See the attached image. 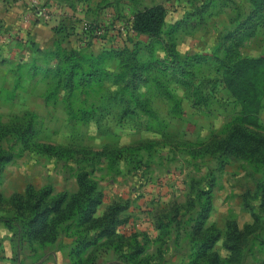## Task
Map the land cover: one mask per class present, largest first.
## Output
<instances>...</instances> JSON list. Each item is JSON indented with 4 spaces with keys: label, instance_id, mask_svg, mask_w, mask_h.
Listing matches in <instances>:
<instances>
[{
    "label": "rangeland",
    "instance_id": "1",
    "mask_svg": "<svg viewBox=\"0 0 264 264\" xmlns=\"http://www.w3.org/2000/svg\"><path fill=\"white\" fill-rule=\"evenodd\" d=\"M54 1L72 11L57 16L54 27L64 51L55 52V44L35 48L0 40V123L31 120L41 141L74 147L78 161L22 152L15 139L4 141L2 148L17 157L3 171L0 215L12 216L11 196L23 193L28 183L52 185L55 194L72 192L75 174L85 169L104 192L99 213L116 200L128 203L123 212L128 221L120 231L147 241L151 264H186L192 251L187 233L204 202L201 191L214 179L208 226L220 229L223 238L228 221L245 230L253 223L244 205L248 192L262 226L248 230L238 264H261L264 207L257 184L262 171L245 159L223 163L220 154L193 151L225 137L234 123L264 133V0ZM155 4L167 10L163 32L131 34L129 19ZM82 22L100 27L97 39L87 45L70 32ZM68 51L80 54L82 71L98 64L108 74L93 80L76 75L69 85L65 74L57 72ZM93 106H100V119L87 121L83 113ZM156 216L175 221L172 239L160 255L153 242L159 234ZM6 228L9 235L0 246L8 245L12 261L7 264H47L51 249H66L63 235L58 246L33 250L20 243L19 224ZM216 250L227 255L223 239ZM96 255L95 264H132L112 250ZM0 257L4 263L5 256Z\"/></svg>",
    "mask_w": 264,
    "mask_h": 264
},
{
    "label": "trees",
    "instance_id": "2",
    "mask_svg": "<svg viewBox=\"0 0 264 264\" xmlns=\"http://www.w3.org/2000/svg\"><path fill=\"white\" fill-rule=\"evenodd\" d=\"M167 10L162 4L145 7L133 14L129 19V30L133 35L144 34L151 37L159 36L165 26ZM72 34H76L81 45L90 44L97 39L100 27L96 23L77 27H70ZM123 27L118 29L122 31ZM55 42V52H62L64 48ZM114 48V47H113ZM116 48V47H115ZM113 50V49H112ZM68 60L58 68L57 72L65 74L69 85H72L76 75L82 79L93 80L107 70L98 64H90L89 69H80V54L77 51H68ZM79 54V55H78ZM93 59L92 55L86 56ZM85 57V58H86ZM81 58L83 56L81 55ZM48 99V96H47ZM180 105V102H177ZM108 106V105H107ZM100 111V106H93L84 118L89 121L95 118ZM180 117L181 114L173 113ZM15 123H0V144L7 139H15L22 145V152L29 151L34 154L46 156L49 159L78 161V150L70 146H58L41 141L38 131L31 120L17 117ZM100 119V117H96ZM12 150V149H11ZM4 150L0 145V183L3 181V171L11 163L17 153L13 150ZM85 152V151H84ZM195 154H220L223 163L232 160H248L263 173L262 179L257 184L261 206L264 207V133L256 132L250 128L234 123L225 137L206 143L200 149L193 151ZM197 156V155H196ZM113 153L110 152V161ZM78 190L70 193L61 191L54 193L52 185L36 188L28 183L23 193L15 192L11 196L10 205L12 216L0 215L2 221L9 229L19 224L21 229L20 243L30 244L34 250L53 246L62 235L74 238L69 257L71 264H95L97 251L107 249L114 251L122 262L132 264H151L153 257L147 254V241L143 242L135 232L127 234L120 231V227L128 221L123 212L128 208V203L114 201L110 203L103 213H99L104 203V192L99 188L98 182L91 178V173L85 169L75 174ZM215 180L208 181L206 189L201 191V204L193 224L190 226L187 237L192 245V251L186 264H238L242 260V251L247 239L248 230L253 231L262 226V218L249 200V193L244 196V205L252 215L253 223L245 230H241L236 221L227 222L225 237L220 229L208 226V220L213 209V193ZM3 198L0 195V203ZM174 218L155 217V226L159 234L153 241L158 245V255L163 254L164 247H168L174 230ZM223 239V246L227 251L224 257L216 250V245ZM264 264V260L261 262Z\"/></svg>",
    "mask_w": 264,
    "mask_h": 264
},
{
    "label": "crops",
    "instance_id": "3",
    "mask_svg": "<svg viewBox=\"0 0 264 264\" xmlns=\"http://www.w3.org/2000/svg\"><path fill=\"white\" fill-rule=\"evenodd\" d=\"M0 0V40L1 41H21L24 43H31L35 48H52L57 41L58 33L55 31V22H44L41 19L35 18L34 21L25 22V10L29 6L30 0ZM46 9H52L56 13V16L63 18V16L71 15L70 10H65L58 8L56 1L54 0H37ZM68 20V19H67ZM77 184V181H76ZM27 186V185H26ZM24 188V191L26 189ZM78 190V184L74 191ZM67 191V190H63ZM69 192V191H68ZM4 224L0 222V242L2 239L9 235L8 229L3 226ZM6 232V233H5ZM64 236L63 243L66 245L65 251L51 249L49 254L51 255V260L47 264H71L69 253L73 246L74 238ZM62 241V236L53 245H59ZM8 245L0 246V256H5L4 263L2 259L0 264H7L11 262L12 256L10 251H8ZM51 246V247H53ZM6 250L5 253L3 250ZM1 258V257H0Z\"/></svg>",
    "mask_w": 264,
    "mask_h": 264
},
{
    "label": "built area",
    "instance_id": "4",
    "mask_svg": "<svg viewBox=\"0 0 264 264\" xmlns=\"http://www.w3.org/2000/svg\"><path fill=\"white\" fill-rule=\"evenodd\" d=\"M25 20L27 22L34 21L35 18L41 19L44 22H55L57 24V16H55V12L51 9H46L45 7H41L37 0H30L29 6L25 11ZM83 25H87V22H83ZM99 33V31H97Z\"/></svg>",
    "mask_w": 264,
    "mask_h": 264
}]
</instances>
